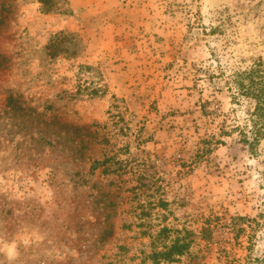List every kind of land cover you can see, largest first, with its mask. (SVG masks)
Wrapping results in <instances>:
<instances>
[{"label": "rangeland", "instance_id": "obj_1", "mask_svg": "<svg viewBox=\"0 0 264 264\" xmlns=\"http://www.w3.org/2000/svg\"><path fill=\"white\" fill-rule=\"evenodd\" d=\"M260 59L264 0H0V264H264Z\"/></svg>", "mask_w": 264, "mask_h": 264}, {"label": "trees", "instance_id": "obj_2", "mask_svg": "<svg viewBox=\"0 0 264 264\" xmlns=\"http://www.w3.org/2000/svg\"><path fill=\"white\" fill-rule=\"evenodd\" d=\"M235 85L237 86L239 91L238 94L240 96L255 100V105L250 111L249 129H247V127L235 128L239 134V142H241L243 147L245 146L249 152H254L260 139L264 137V60H258V62L251 66L248 70L237 72ZM200 107L204 108V104H201ZM73 129V132L78 135L82 130H87L88 127L75 126ZM224 130L225 129H221V133L227 134V131ZM217 140L218 143L221 142L219 141L220 139ZM107 160L108 159H104L103 161L95 160L94 164H104ZM243 220L245 219L241 216H236L231 219V229L233 228L236 230L235 237H237L239 232L243 230L241 228L236 229L239 221ZM211 237L212 227L210 222H208L201 228V238L210 240ZM185 247L184 239L180 236H176L173 239L172 244L169 246V249H166V246H164L163 251L155 250L152 255L157 263L161 260H165L166 256L171 254L170 252H174L178 257H180L183 255Z\"/></svg>", "mask_w": 264, "mask_h": 264}]
</instances>
